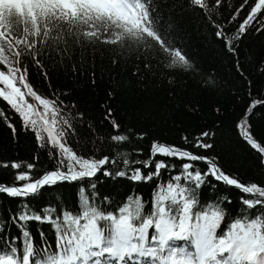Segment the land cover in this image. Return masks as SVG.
<instances>
[{
  "label": "snow or ice",
  "instance_id": "6c2138e0",
  "mask_svg": "<svg viewBox=\"0 0 264 264\" xmlns=\"http://www.w3.org/2000/svg\"><path fill=\"white\" fill-rule=\"evenodd\" d=\"M189 3L199 7L216 28V37L224 40L236 58L237 72L247 80L240 68L238 49L250 29L264 32V0H255L253 4L243 0L235 8L228 23L235 22L246 7L248 11L231 35L224 31L225 25L212 19L213 15H219L218 9L227 0H212L211 4L209 0H189ZM172 31V24L165 23L155 0H0V100L19 116L24 131L34 133L37 146L48 152L54 165L52 169L41 170L36 163L38 156L33 162H0V168L17 170L11 182H0V194L21 200L16 213L9 210L6 218L0 214V264H264V182L249 181L223 169L218 159L159 140L152 142L150 154L143 160L130 159L133 153L142 155V149L116 151L109 146L114 152L111 158L87 155L98 153L103 146L74 150L69 143L75 138L73 120L82 119L84 114L78 112L73 116L66 112V108H75V104L67 105L55 92L43 95L29 82L26 59L46 81L49 71H71L74 76H82L90 69L91 83L95 85L97 60L101 62L103 79V60L110 58L113 69L118 63L121 65V72L113 75V86L118 87L116 75L125 71L128 53L135 54L137 63L132 75L141 84L146 77L155 78L157 72L163 71L200 75L186 49L173 42ZM158 55L165 59H158ZM249 56L246 54L245 59ZM256 69L264 74V61ZM167 82L170 86L175 83L171 76ZM252 84L247 80L252 103L236 127L264 164V143L253 135L248 119L254 109L264 105V100L252 97ZM201 87L215 90L218 84L209 73L201 80ZM108 95L112 97L113 93ZM185 108L195 111L188 105ZM0 118L15 136L16 127L3 109ZM104 118L119 132L121 124L111 107L106 108ZM131 135L142 140L146 134L127 129L109 139L119 147L126 142L130 144ZM214 135L205 130L193 140L187 136L182 139L186 146L207 151L213 148L208 141ZM157 156L168 159H156ZM172 159L184 162L177 168ZM196 162L206 164V170H201ZM117 164L122 165L118 170ZM162 170L168 175L166 181L161 179ZM36 172L40 174L34 175ZM98 174L134 183L158 180L151 208L145 211L149 202L138 194L128 195L119 204L109 197L101 199L96 183L91 182ZM84 180L91 182L89 194H85L84 187L79 189L76 211L63 205L59 213L51 205L37 211L27 202L38 198L46 187ZM213 181L244 194L236 217L223 206L225 202L232 203L226 194L201 204L202 187L216 190ZM30 222L53 227L54 250L47 242L40 247L35 245ZM13 226L20 232L19 237L11 235ZM39 235L43 238V231Z\"/></svg>",
  "mask_w": 264,
  "mask_h": 264
},
{
  "label": "trees",
  "instance_id": "16d2710c",
  "mask_svg": "<svg viewBox=\"0 0 264 264\" xmlns=\"http://www.w3.org/2000/svg\"><path fill=\"white\" fill-rule=\"evenodd\" d=\"M209 2L211 4L212 0ZM242 2L243 0H227V4H222L218 9L219 15L212 16L216 23L225 25L224 31L229 35L236 31L247 14L246 7L235 22L228 23L229 17ZM254 2L255 0H249L250 4ZM155 4L161 16L164 17L165 23L172 24L173 42L177 47L186 49V54L196 62L200 75L185 73L181 70L163 71L157 72L155 78L146 77L141 84L132 75L133 67L137 63L135 54L128 53L125 71L122 75H116V81L120 82L118 87L113 86V75L121 72V65L118 63L113 69L110 58L103 60L105 71L103 79L100 78L101 62L97 60L95 85L91 83L90 69L82 76L79 74L74 76L71 71H49V80L46 81L33 67L32 62L26 59L24 63L28 64L29 82L43 95L51 96L55 92L67 105L74 103L75 108H66V112H71L73 116H76L78 112L84 114L82 119L77 117L73 120L74 140L79 141L75 143L73 139L69 140L74 150L80 147L90 149L103 146V150L98 153L88 152L87 155H95L96 158L108 155L111 158L114 152L109 150V146L116 151L132 152L133 148L142 149V155L133 153L130 159L143 160L149 156L152 142L159 140L169 145L187 147L188 150L197 154L218 159L223 169L249 181L264 182V164H261L258 153L241 138L236 127L252 103L248 95L247 80L253 82L252 97L264 100V74H259L256 69V65L264 61V32L257 33L254 29H250L240 42L238 49L240 68L244 77H247L245 80L236 70V58L228 51L224 40L216 37V28L208 22L199 7L190 5L189 0H155ZM246 54H250L249 59H245ZM116 59H120L118 54ZM158 59L162 60L165 57L158 55ZM45 64L47 66V62ZM140 67L143 68L142 61ZM209 73L217 81L218 87L215 90L201 87V80ZM169 76L175 82L172 86L167 82ZM109 92L113 93L112 97H109ZM185 105L192 107L195 111H188ZM107 107L112 108L113 116L121 124L119 132H116L109 120L104 118ZM0 109L5 111L10 122L16 127V133L13 136L11 128L7 126L3 118H0V162H33L34 157L38 156L39 160L36 163L41 170L52 169L54 165L49 159L48 152L37 146L34 133L23 130L19 116L2 100H0ZM216 109L220 111L217 112ZM248 119L252 125L253 135L264 143V105L254 109L253 115ZM127 129H131L135 134L145 133L146 135L142 140L131 135L130 144L126 142L119 147L113 145L109 139L110 136L124 133ZM205 130L215 133L214 137L208 141L213 144L212 149L205 151L184 144L183 136L193 140ZM156 159L167 160L168 158L157 156ZM183 162L171 160L177 168ZM196 164L201 170L207 168L204 163L196 162ZM121 166L117 164L116 169L118 170ZM16 171L11 168H0V182H11ZM39 174L34 173V175ZM172 174L174 175L175 172ZM161 179L164 181L168 179V175L163 170ZM91 182L96 183V191L101 199L109 197L115 204L125 201L130 194L142 196L144 201L149 202L145 209L147 211L151 208V200L158 180L134 183L125 178L114 180L98 174V177ZM91 182L88 180L76 183L65 182L54 187H46L38 198L29 199L27 202L37 211L48 205L55 206L58 213L61 205L65 209L76 211L79 189L84 187L85 194H89L88 185ZM213 183L217 184L216 190L208 186L202 187L201 204L206 205L213 202L219 194H226L232 203L225 202L223 206L233 218L236 217L241 208L240 198L244 194L238 189L226 187L215 181ZM20 203L19 198H9L6 194H0V214L6 218L9 210L16 213ZM108 210L111 208L109 207ZM29 230L37 247L47 242L53 250L55 249L56 234L50 224L30 222ZM41 231L44 233L43 238L39 235ZM11 235L20 236L15 226L11 228Z\"/></svg>",
  "mask_w": 264,
  "mask_h": 264
},
{
  "label": "water",
  "instance_id": "95a60500",
  "mask_svg": "<svg viewBox=\"0 0 264 264\" xmlns=\"http://www.w3.org/2000/svg\"><path fill=\"white\" fill-rule=\"evenodd\" d=\"M73 183H76V182H73Z\"/></svg>",
  "mask_w": 264,
  "mask_h": 264
}]
</instances>
